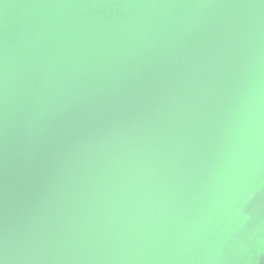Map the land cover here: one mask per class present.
I'll use <instances>...</instances> for the list:
<instances>
[{
	"label": "water",
	"instance_id": "95a60500",
	"mask_svg": "<svg viewBox=\"0 0 264 264\" xmlns=\"http://www.w3.org/2000/svg\"><path fill=\"white\" fill-rule=\"evenodd\" d=\"M0 264H264V0H0Z\"/></svg>",
	"mask_w": 264,
	"mask_h": 264
}]
</instances>
